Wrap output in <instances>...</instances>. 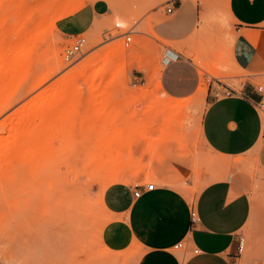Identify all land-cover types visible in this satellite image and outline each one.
Listing matches in <instances>:
<instances>
[{
	"label": "rangeland",
	"instance_id": "rangeland-1",
	"mask_svg": "<svg viewBox=\"0 0 264 264\" xmlns=\"http://www.w3.org/2000/svg\"><path fill=\"white\" fill-rule=\"evenodd\" d=\"M161 2L0 0V94L7 99L0 102V139L16 136L21 147L34 142L40 149L35 166L18 161L0 174V264H130L102 243L106 188L153 183L151 147L167 139L188 143L196 154L195 183L187 187L191 203L202 187V170L218 166L200 121L211 100L239 92L252 77L234 64L236 22L223 0H186L171 15ZM80 36L86 39L83 54L65 62V49ZM121 46L124 55L116 54ZM106 50L116 54L110 69L103 61L84 69ZM168 51L179 55L169 66ZM114 67L122 68L112 71L115 79ZM166 95L185 106L177 114L178 136L164 139L166 111L160 108ZM141 121L148 131L121 149L122 174L95 171L105 152L97 144L107 135L123 143ZM238 174L247 182L251 213L238 236L243 250L235 251L232 264H264V164L258 152L242 157Z\"/></svg>",
	"mask_w": 264,
	"mask_h": 264
},
{
	"label": "crops",
	"instance_id": "crops-1",
	"mask_svg": "<svg viewBox=\"0 0 264 264\" xmlns=\"http://www.w3.org/2000/svg\"><path fill=\"white\" fill-rule=\"evenodd\" d=\"M223 1L238 32L233 45L238 65L232 59L252 77L239 92L211 100L204 110L200 131L218 166L202 170V187L192 203L187 187L195 183L197 158L192 147L178 139L161 141L149 154L153 190L139 184L137 197L136 184L117 182L104 191L102 243L120 259L129 257L130 264H232L238 236L249 220V189L238 168L242 157L253 152L264 164V120L258 110L264 101V0ZM172 54L165 65L178 62ZM180 242L185 245L183 259L175 249Z\"/></svg>",
	"mask_w": 264,
	"mask_h": 264
},
{
	"label": "bare ground",
	"instance_id": "bare-ground-1",
	"mask_svg": "<svg viewBox=\"0 0 264 264\" xmlns=\"http://www.w3.org/2000/svg\"><path fill=\"white\" fill-rule=\"evenodd\" d=\"M117 46H119V45H117ZM116 48H118L117 51H116L117 52L116 54L124 55L125 53H127V51H125L122 46L121 47H116ZM116 54H115V51L114 52L110 51V50L103 51L99 55L95 56L94 59H93V62L89 63V65H87L84 69L87 68V69L91 70L92 66H93L92 64L97 63V62L99 64V61H100V64H101V61H103L104 62V65H103L104 69H107V66L110 64V62L111 63L113 62ZM117 61H118V59H117ZM103 66H101V67L103 68ZM109 66H111V64ZM109 66H108V69H110ZM102 68H101V70H102ZM118 68H120L122 70L121 67H117V68L114 67V70H111V72L112 71L114 72L115 69H118ZM85 71L86 70H83L81 73H84ZM113 72L111 73V75L114 76L115 73H113ZM102 75H103V73H102ZM105 75H107V74H105ZM104 77H106V76H104ZM115 77H116V74L114 76V79H115ZM75 78L76 77H72V82L75 81ZM100 79L102 80L104 78L100 77ZM6 80L7 79H5L4 81L6 82ZM159 85H160V83H159ZM201 88H203V87H201ZM69 91H70V89H69ZM201 96H202V93H201ZM6 101H7V99H3L2 94H0V102L3 103V102H6ZM164 102H165L166 105L164 106V108H160V110H162L163 112L160 111V110L159 111L162 112V113H165L164 111H166V118L164 120L165 123L163 125V127L165 128L164 129V131H165L164 139H165V138H168L170 136H178L174 132V129H175L177 123H178V115L177 114L180 113L181 109L185 106V103H182V101L174 100L173 98H171V97H169L167 95H166V99H165ZM111 115H112V113H111ZM29 116H30V114L28 116L26 115V117H29ZM130 131H131L130 137L128 139L125 138L123 140L124 141L123 143L120 142V138L119 137L115 138V136H113V135L112 136L107 135L108 137L106 138L107 140L105 141V143H98L99 145L97 144L99 150H100V146L102 144L105 147V152H104V150L101 149V151L104 152V154L101 155V158H100L99 155L97 156V157H99V159H98L99 164L94 163V165H96V167L93 166V167H95V171L98 170V172H100V173L102 171L103 175L104 174H111V176H113V177L120 176L122 174L120 169L123 171V170L126 169V167L123 168L124 165H125V163L122 162V160H123L122 157L123 156L121 154L119 156V153H120L121 149L124 148V147L128 148V149L131 148V146L133 145V143H134V141L136 139V136L144 137L145 134L148 131V127L146 125H144L142 123V121H141V122H138L136 125L132 126ZM147 137H148V135H147ZM16 138L17 137L14 136V138H13V140L11 142L6 141V139H0V174L4 173L9 168V166H11L12 164L17 163L18 161H19L20 164L22 162H23L22 164H24L25 162H26V164H31V165L36 164V161H34V159L36 158L35 154L36 153H38V155L40 154V149H39L38 145H36V144H34V142H32L31 145H26L24 147H21L17 143L18 141L16 140ZM181 138H183V137H181ZM35 139H37V138H35ZM155 144H156L155 142L152 144L153 145V149L156 146ZM152 151L153 150H152V147H151V152ZM117 153H118V155H117ZM114 155L116 157H114ZM104 156H106L107 158H105ZM97 157H95V159ZM107 160H109V163L106 165L105 161H107ZM120 161L122 162L121 164H120ZM98 168H100V169H98ZM104 168H105V171H103ZM93 170H94V168H93ZM103 172H105V173H103ZM149 176H151V174H149Z\"/></svg>",
	"mask_w": 264,
	"mask_h": 264
},
{
	"label": "built area",
	"instance_id": "built-area-1",
	"mask_svg": "<svg viewBox=\"0 0 264 264\" xmlns=\"http://www.w3.org/2000/svg\"><path fill=\"white\" fill-rule=\"evenodd\" d=\"M91 1V0H89ZM161 6L164 9V12L168 15L173 14L177 8L186 0H161ZM128 35L125 36V46H129L132 42V37H131V33H127ZM86 46V39L82 36L77 37L74 42L72 44H70L64 51V60L65 62H73L75 61L80 55L83 54V50ZM169 54L173 55L171 51H168L166 53L165 59H164V63L165 62H169L170 61V56ZM175 57L178 58L179 55L174 53ZM263 87L260 86L259 87V91H262ZM258 110L260 111V113L263 115L264 117V101L261 100L259 105H258ZM147 187V190L151 191L154 188V184L150 183V184H145ZM139 184H136V188L138 189V191L136 192V196L139 197L140 196V192H139ZM192 222H195L197 220V213L195 210H192L190 213ZM185 247L183 242L178 243L175 246L176 250H183ZM244 247V243L243 241H239V246H238V250L239 252H241L243 250ZM200 250L199 249H194V254H199Z\"/></svg>",
	"mask_w": 264,
	"mask_h": 264
}]
</instances>
